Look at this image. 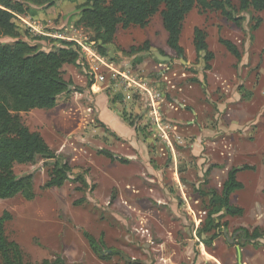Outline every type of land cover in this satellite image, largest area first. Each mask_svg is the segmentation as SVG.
Instances as JSON below:
<instances>
[{"label": "rangeland", "instance_id": "1", "mask_svg": "<svg viewBox=\"0 0 264 264\" xmlns=\"http://www.w3.org/2000/svg\"><path fill=\"white\" fill-rule=\"evenodd\" d=\"M84 1L30 6L14 18L22 40L44 51L62 39L76 41L84 61L64 65L70 88L52 109L20 113L55 158L14 165L17 177H32L33 198L0 200V215L11 214L7 239L29 262L60 257L67 264H264V11L240 13L245 19L238 26L219 12L194 7L183 22V57L167 46L157 12L144 28L119 27L106 57L94 50V32L78 23ZM252 15L261 19L254 30ZM194 27L207 33L213 54L208 63L194 49ZM221 38L237 46L240 59ZM144 41L171 61L144 54L135 62L130 48ZM96 66L104 80L93 94L88 83ZM124 73L151 92L156 111L148 93L128 86ZM57 162L68 165L69 179L46 188ZM233 169L243 187L230 195V203L243 213L217 218L219 226L204 231L207 194L221 193ZM85 233L102 241L105 259L91 250Z\"/></svg>", "mask_w": 264, "mask_h": 264}, {"label": "trees", "instance_id": "2", "mask_svg": "<svg viewBox=\"0 0 264 264\" xmlns=\"http://www.w3.org/2000/svg\"><path fill=\"white\" fill-rule=\"evenodd\" d=\"M55 0H0V38L7 37L12 42H0V200L22 195L30 200L33 198L32 177H17L13 167L15 164H32L37 156L47 159L55 158L43 137L30 131L24 124L20 113L33 109H52L58 97L66 93L70 84L63 77L66 64H78L84 61L81 47L76 41L61 40L56 49L42 50L38 45H31L20 38V32L14 22L17 15H25L30 6L45 9L54 5ZM238 6L232 0H85L80 5V26L94 32L91 41L94 50L107 57V46L113 44L119 27L139 26L144 28L150 18L160 13L162 25L166 31L167 46L176 55L184 56L180 43L183 22L186 15L198 7L200 12H219L223 17L241 26L244 17L240 13L264 11V0H238ZM255 23L251 30L259 27L261 19L250 17ZM219 42L235 58L240 59L241 53L237 46L227 39ZM193 46L197 53L204 52V60L208 63L213 54L208 49L207 33L199 27L193 29ZM136 54L135 62L141 63L144 54L150 52V44L144 41L142 46L130 48ZM163 54V52L160 50ZM209 69V65H206ZM90 83V82H89ZM111 159H124L108 151H102ZM244 169L249 168L247 166ZM238 169L227 174L221 193L212 191L205 207V230L216 229L217 218L225 215L240 216L243 209L230 203V195L243 187L237 179ZM70 168L67 164L55 163L48 174L44 187H61L69 179ZM206 194V193H205ZM11 214L4 211L0 215V264H67L63 258L43 259L40 262H29L23 258L19 245L7 239L5 224ZM224 223L223 226H226ZM242 235L249 237L248 231ZM85 236L91 250L100 259H105L100 244L87 233ZM253 236H258L254 234ZM215 238V234L211 239ZM138 264V263H128Z\"/></svg>", "mask_w": 264, "mask_h": 264}, {"label": "built area", "instance_id": "3", "mask_svg": "<svg viewBox=\"0 0 264 264\" xmlns=\"http://www.w3.org/2000/svg\"><path fill=\"white\" fill-rule=\"evenodd\" d=\"M83 50H87V55L89 56H92L93 58H95L97 60V62L99 61L102 65L106 66V67H109V68H112L109 64L105 63L100 57L101 56H98L96 55L93 51H90L88 50L87 48H84L83 47ZM93 69V79H94V83L91 85L90 89L93 91V92H96V91H99L101 88H100V84L103 83V80H104V77L99 74L98 72H95L97 70V66L96 67H92ZM121 76H123V79H125L127 81V85L128 86H132V85H135V86H138L139 88H141V90H145L149 97H151V105H153V110L155 108V102L153 101V96L151 94V92L149 90H147V88H145L144 86L141 85V83L135 81L133 78H130L128 75H126L125 73L124 74H120ZM155 111H156V108H155Z\"/></svg>", "mask_w": 264, "mask_h": 264}, {"label": "water", "instance_id": "4", "mask_svg": "<svg viewBox=\"0 0 264 264\" xmlns=\"http://www.w3.org/2000/svg\"><path fill=\"white\" fill-rule=\"evenodd\" d=\"M146 54H153L159 61H162V62L171 61V58L169 56L162 54L159 50L150 51V52H147ZM237 253H238V262L241 263L240 251L238 247H237Z\"/></svg>", "mask_w": 264, "mask_h": 264}, {"label": "crops", "instance_id": "5", "mask_svg": "<svg viewBox=\"0 0 264 264\" xmlns=\"http://www.w3.org/2000/svg\"><path fill=\"white\" fill-rule=\"evenodd\" d=\"M36 8V7H35ZM182 34V33H181ZM91 75H92V73H90ZM89 82L90 83H88V92H91V93H93V94H96V92H99V91H96V92H93V91H91V89H90V87H91V85L94 83V79H93V75H92V77H90L89 78ZM100 88H101V84H100ZM101 101V100H100ZM101 110L99 109V112H100ZM103 115H105V111L103 110L102 112H101ZM99 118H101V116L99 117ZM237 247H238V245H236V250H237ZM239 248V247H238ZM239 251H240V248H239ZM240 257H241V254H240ZM237 261H238V253H237ZM239 263V262H238Z\"/></svg>", "mask_w": 264, "mask_h": 264}]
</instances>
